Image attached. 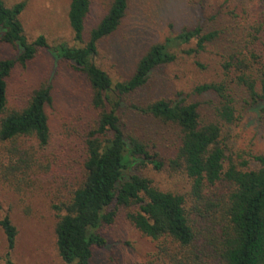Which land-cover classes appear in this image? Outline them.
I'll return each mask as SVG.
<instances>
[{
	"label": "trees",
	"instance_id": "1",
	"mask_svg": "<svg viewBox=\"0 0 264 264\" xmlns=\"http://www.w3.org/2000/svg\"><path fill=\"white\" fill-rule=\"evenodd\" d=\"M129 4L114 0L86 41L92 1L71 0L69 24L81 44L71 46L50 45L44 35L30 41L21 20L26 2L0 0V41L16 50L14 57L0 59L1 178L29 189L44 182L56 189L62 177L65 186L70 183L68 194L57 193L52 202L56 246L69 264H90L93 249L108 245L102 229L122 211L126 221L156 243L146 264H264V151L240 149L232 138L248 114L264 115V10H229L244 24L227 31L222 78L195 87L210 97L204 115L200 102L160 98L139 106L124 104L122 97L136 93L154 69L174 62L180 52L197 54L218 42L222 30L200 20L186 26L146 47L135 57L132 74L114 81L96 57L100 42L121 26ZM43 48L60 64L70 63L88 87L85 111L72 124L74 143L69 144L75 149L66 147L63 154L56 146L51 149L47 107L54 102L53 78L23 87L20 106L9 105L15 68H27ZM126 110L149 118L153 126L143 132L153 135V144L128 132ZM143 165L156 170L167 165L183 173L189 190L178 193L154 185L138 171ZM0 226L8 245L5 264H15L11 252L18 229L8 215Z\"/></svg>",
	"mask_w": 264,
	"mask_h": 264
},
{
	"label": "rangeland",
	"instance_id": "2",
	"mask_svg": "<svg viewBox=\"0 0 264 264\" xmlns=\"http://www.w3.org/2000/svg\"><path fill=\"white\" fill-rule=\"evenodd\" d=\"M4 1L7 5L26 2L21 20L24 33L30 41L44 35L50 45L59 42H67L71 46L81 45L74 40V32L69 24L71 0ZM91 1L86 41L90 28L98 23L114 0ZM129 5L127 16L117 32L100 42L96 57L98 65L107 70L114 81L124 80L132 74L135 57L146 47L186 26L200 20L209 29L222 30L218 42L208 44L204 51L197 54L180 52L174 62L154 69L147 84L136 93L122 97V102L126 100L124 104L139 106L160 98L200 102V110L204 115L208 113L207 101L210 97L208 94L197 93L195 87L222 78V48L228 38L227 31L238 30V25L244 24L241 19H233L229 10L235 9L240 13L244 9L264 10V0H130ZM15 55L16 50L12 46L0 41V59ZM51 78L54 84V102L47 107L53 131L51 149L54 150L56 146L63 154L66 147L75 149L72 124L77 122L78 114L85 111L81 109L88 96L84 76L74 70L70 63L60 64L46 49H40L27 68H15L14 76L10 79L9 105L20 106L18 99L25 95L23 87ZM126 113L128 132L136 133L142 140L153 144L150 141L153 135L148 136L143 132L146 131V125L149 128L153 126L149 118L127 110ZM155 137L159 138L158 135ZM232 138L240 149L253 153L264 151V115L255 111L248 114L233 130ZM69 142L73 143L70 145ZM70 162L73 167L77 166V163ZM138 171L162 189L178 193L189 190L187 177L181 172H173L167 165L162 170L143 165ZM1 172L0 166V174ZM62 176L63 174L60 178ZM10 180L12 183L2 179L0 175V219L8 215L18 229L11 259L15 264H69L63 261L56 246V216L52 202L57 193L68 194L70 183L65 186L62 177L60 182L55 183L59 185L56 189L51 182L40 183V188L29 189L13 183V178ZM102 233L107 237L108 245L93 249L90 264H146L156 250V243L126 221L123 211L115 223L104 226ZM7 252L6 235L0 226V264L6 263Z\"/></svg>",
	"mask_w": 264,
	"mask_h": 264
}]
</instances>
